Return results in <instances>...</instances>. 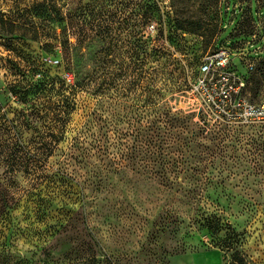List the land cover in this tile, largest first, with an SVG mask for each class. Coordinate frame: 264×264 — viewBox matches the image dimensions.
<instances>
[{
    "label": "rangeland",
    "instance_id": "rangeland-1",
    "mask_svg": "<svg viewBox=\"0 0 264 264\" xmlns=\"http://www.w3.org/2000/svg\"><path fill=\"white\" fill-rule=\"evenodd\" d=\"M38 1L0 0V264H264V122L203 125L187 106L202 57L252 34L253 70L233 65L261 104L264 0H60L51 22ZM36 61L54 82L22 102ZM32 103L40 133L62 129L36 179L4 159L33 150Z\"/></svg>",
    "mask_w": 264,
    "mask_h": 264
},
{
    "label": "built area",
    "instance_id": "built-area-1",
    "mask_svg": "<svg viewBox=\"0 0 264 264\" xmlns=\"http://www.w3.org/2000/svg\"><path fill=\"white\" fill-rule=\"evenodd\" d=\"M228 11L229 7H226V13ZM247 37L234 47H216L200 60L197 75L189 83L187 106L196 117L201 112L203 125L264 122V99L260 105H252L245 99L244 80L233 65L234 59L243 63L245 58L248 59L243 63L246 72L253 70L250 60L257 58L260 47L253 42L254 34ZM243 43L245 45L240 47ZM65 76L69 79L67 74Z\"/></svg>",
    "mask_w": 264,
    "mask_h": 264
},
{
    "label": "trees",
    "instance_id": "trees-1",
    "mask_svg": "<svg viewBox=\"0 0 264 264\" xmlns=\"http://www.w3.org/2000/svg\"><path fill=\"white\" fill-rule=\"evenodd\" d=\"M60 0H41L38 2H35L31 5L30 10H32V13H34V16L36 17H42L41 15H44L48 21H60L61 20V12H60V6H58V2ZM156 10L155 7L146 3L144 5V15L147 18H151L155 15ZM4 22V21H1ZM248 22V21H247ZM175 29L178 31H184V32H191V33H198V28L196 25L193 24L192 21L188 19H182L177 20L175 22ZM36 34V32H34ZM62 45H68V40H65L61 43ZM32 72L33 73H40L42 74V79L35 83H27L28 87L21 89V87L16 88L13 93L15 96H19V99L22 100V102L26 101L27 98L32 97L34 101L37 100L38 95L40 92L44 89L45 85L48 82L53 83L54 79L49 77L47 72H45L44 65L40 63L39 61L32 62ZM78 82L73 83L74 87L78 86ZM41 111L38 110L37 105L32 103L31 105V112L30 116H32L31 121L33 127H30V122L24 121L25 117V110L21 109L19 111L20 116H22V119H20V128L21 130L24 128H31L34 130V133L36 134L34 137V148L32 151H26L20 146L19 144L14 146V148L11 149L10 154L4 158L7 164V172L8 173H15V172H22L24 175L31 177L32 179H36L40 177V173L42 171V168L45 166L47 159L52 155V145H55L56 142L59 141L61 137V132L57 127L51 129L50 132L43 131V133H40L39 127L37 126L38 123L41 122L42 117L39 116ZM168 115V114H167ZM170 121L172 124H174L177 127H182L185 123V119L179 116H172L170 117ZM44 128V127H43ZM45 130V128H44ZM55 130H58L57 132ZM18 143L21 142V135L17 136ZM2 148L0 147V154H1ZM19 162H22L23 165L19 164ZM9 194L7 193V190L1 189L0 190V201H2V206L0 207V216L5 217L8 216L10 213V208L5 210L6 208V201L11 200ZM206 227L208 230L212 228H218V225L212 224L210 222H206V224L203 226ZM239 260V261H238ZM237 262H242L241 259H238ZM233 261L236 262L235 259Z\"/></svg>",
    "mask_w": 264,
    "mask_h": 264
}]
</instances>
